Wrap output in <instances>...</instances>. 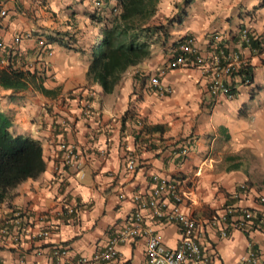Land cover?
I'll return each mask as SVG.
<instances>
[{
    "label": "crops",
    "instance_id": "obj_1",
    "mask_svg": "<svg viewBox=\"0 0 264 264\" xmlns=\"http://www.w3.org/2000/svg\"><path fill=\"white\" fill-rule=\"evenodd\" d=\"M3 1L8 14L0 18L4 42L0 70L10 65L35 72L37 84L54 93L46 95L28 81L24 90L14 93L0 85V107L13 101L25 105L11 130L40 139L46 161L39 177L22 182L16 196L0 205V227H8L0 231V264H69L106 249L113 232L129 226L140 210L134 195H151L154 174L178 184L184 194L182 207L197 222L207 264H239L251 252L264 264V132L255 130L259 120L264 121V107L262 116L255 108L264 106V0H219L205 12H187L186 18L202 21L190 33L203 54L214 47L212 35L221 32L228 55L239 54L250 66L249 76L242 78L241 69L230 74L237 96L214 97L200 66L172 69L168 62L167 68L158 66L159 72L152 74H160L174 88L163 101L156 91L144 87L146 61L131 67L112 93L88 83L86 73L100 27L85 13L91 0H73L79 2L71 9L78 11L76 18L62 27L68 31L73 26L75 38L62 45L67 35L57 36L55 54L42 59L36 40L51 33L48 26L55 15L50 9L70 5L72 0ZM243 29L248 30L249 41H242ZM17 35L22 39L16 41ZM11 94L14 100L8 101ZM38 101L49 103V109L36 110ZM243 105L250 107L251 114L256 111L255 127L242 120L237 126L247 124L249 129L232 132L235 112ZM221 117L224 125L218 121ZM209 119L218 121L219 132H193ZM60 142L75 146L74 164L64 162ZM130 159L135 160L134 170L128 168ZM163 198L171 201L169 188ZM245 210L255 214L250 231L233 227ZM140 211L144 228L162 234L167 246L178 245V222L149 209ZM61 247L69 251L68 256L56 254ZM119 247L120 257L91 259L87 264L146 263L145 237L136 236Z\"/></svg>",
    "mask_w": 264,
    "mask_h": 264
},
{
    "label": "trees",
    "instance_id": "obj_2",
    "mask_svg": "<svg viewBox=\"0 0 264 264\" xmlns=\"http://www.w3.org/2000/svg\"><path fill=\"white\" fill-rule=\"evenodd\" d=\"M110 1L95 0V10L89 14L92 22L100 23V27L99 39L92 47L86 78L90 85H100L105 93H112L131 67L150 59L156 42L168 44L171 40L170 26L176 21L182 23L181 16L184 13L187 15L182 9L177 20L169 18L166 23L155 22L162 0H114L107 5ZM193 1L186 0V4L191 5ZM107 8L109 14L105 15ZM65 34L69 35L68 43L61 42L62 45L72 43L75 38L69 32ZM185 36L171 42L174 50ZM40 39L41 37L36 40L37 45ZM45 39L47 47L55 49L54 41L57 38L47 34ZM252 43L258 45L256 40ZM250 70V66L245 64L239 75L249 76ZM27 81L38 85L35 72L10 65L0 70V85L5 89H12L13 93L24 90ZM37 87L46 95L54 93L53 89L44 85ZM12 97L13 94L8 101ZM129 112L130 108L127 114ZM15 118L14 108L0 107V205L10 202L16 196V189L22 182L39 177L46 169L42 141L29 134L13 132L11 129ZM156 126L162 129L160 125ZM1 228L8 230V227Z\"/></svg>",
    "mask_w": 264,
    "mask_h": 264
},
{
    "label": "built area",
    "instance_id": "obj_3",
    "mask_svg": "<svg viewBox=\"0 0 264 264\" xmlns=\"http://www.w3.org/2000/svg\"><path fill=\"white\" fill-rule=\"evenodd\" d=\"M5 2L0 0V18L8 14ZM28 37L31 34L27 35ZM16 41L22 39L17 35ZM225 34L216 32L212 35L211 44L214 46L210 53L203 54L198 40L193 34H186L185 38L174 50V54L169 61V67L177 69L181 67L200 66L203 74L206 76L207 86L212 96L226 97L233 99L237 96L236 86L231 81L233 70H239L244 65V61L239 54L228 55L223 40ZM242 41H249L247 29L241 31ZM47 39L41 38L39 41L38 58L42 56H53L55 50L48 48ZM0 47H4V42L0 40ZM30 67L33 62L28 63ZM150 86L160 95L168 96L173 92V87L163 82L160 74H154L150 79ZM59 148L63 152V160L66 164H74L77 160L75 146L59 143ZM135 160L130 159L128 168L135 169ZM154 185L149 197L142 193L134 195L141 209H149L158 217H165L169 221H176L180 224L181 236L176 247H169L164 242L163 235L154 233L151 228H144V217L142 211H137L129 226L120 232H113L110 244L104 250H99L93 256L82 255L77 260H71L69 264H87L91 259L94 261H109L121 256L119 244L136 236L146 238L147 261L145 264H207L208 257L202 251L198 241L197 222L195 218L189 215L182 207L184 194L179 190L178 184L161 179L158 175L152 176ZM169 188L171 201L163 198L165 189ZM264 202V197L261 198ZM245 216L236 220L233 227L244 231H250L254 226L255 214L252 210H245ZM264 218V217H263ZM262 218V221L264 220ZM1 232L5 228L0 229ZM223 233H227L225 230ZM56 254L59 256H68L69 251L65 248H58ZM239 264H260L258 256L251 252L239 260Z\"/></svg>",
    "mask_w": 264,
    "mask_h": 264
},
{
    "label": "rangeland",
    "instance_id": "obj_4",
    "mask_svg": "<svg viewBox=\"0 0 264 264\" xmlns=\"http://www.w3.org/2000/svg\"><path fill=\"white\" fill-rule=\"evenodd\" d=\"M95 0H91L92 6L89 5V7H91L89 12H85L88 16L91 12H93L95 10V5L93 4ZM219 0H194L193 3L191 5H187L186 4V0H162L160 5H159V10H158V15L155 17V22H168L167 20L169 18L171 19H175L177 17H180V12H182V9L188 13H192L194 11V9L196 10V12H205L207 11V8L210 7L212 9V7L217 6V2ZM214 3V5H211L210 3ZM79 2H75L72 0L71 4L68 5V3L65 4V7H58L57 10H51L50 8V12H53L55 16L51 17V22L53 24L48 26L49 31L51 32L50 35L54 36L55 38H58L57 36L61 35V34H65L66 32H69L70 34H73L75 36V32L73 33V31H71V29H74V27L72 26L71 29H68V31H65L63 29L62 26H66L68 27L69 24H71L73 22V20L76 18V16H74L75 14L78 13V11H73L71 9L74 8L75 5H77ZM203 8V10H201ZM73 16V17H72ZM186 13H184V15H182V23H180V21H176L175 24H172L170 26L171 28V40L168 44L163 45L162 41H158L154 44L153 46V56L150 59L145 60L146 64H145V72H147V74L145 76H143V84L144 87L147 91L152 90L154 91V89L150 86V79L153 73H157L159 71L158 68H160V70L167 68L168 66V62L170 61V59L172 58L173 54H174V47L171 45V42L173 40H177L179 38H182L183 36H185L186 34L190 33L193 31V27L195 26H202V21L199 19V17L197 18H186ZM55 17V18H54ZM68 23V24H67ZM194 33V31H193ZM69 38V35L67 36ZM70 38H72V36H70ZM154 58V61L151 62L152 65L149 66V62L151 61V59ZM159 66V67H158ZM158 67V68H156ZM131 74V73H130ZM129 74V75H130ZM173 92H174V88H173ZM173 92L168 95H160V100L163 101L164 99H168ZM14 97L10 98L9 101H13ZM43 102V104H42ZM38 101L36 102V104L34 105V108L36 110H38V108H43L45 107V109H49L47 106L49 103H46L44 101ZM10 104V105H9ZM6 107L7 108H14L15 112H16V117L19 116V113H21V111L23 110V106L21 103H15L14 101L11 103L6 102ZM264 106L262 104L256 105L255 108H258V114L260 115V111H262V108ZM226 110V107H224L223 109H221V111ZM228 110V109H227ZM256 111H253L251 114L250 111V107L248 105H243L242 109H240V111H238V113L235 114L237 116L233 117V122L231 123V127L230 129L232 130V132H245L247 129H249V127L246 124V127L244 126H237L238 124H240V122L246 121L247 123H251L252 128L255 127V121L253 120V118L255 117V113ZM237 117H240L242 119H236ZM35 120H37L35 118ZM214 120V119H213ZM211 119L209 120H204L201 121L199 125H197V128L195 127V129L193 130V132H219V124L217 123L218 121L221 122L222 125H224L225 118L221 117L218 121H213ZM216 120V119H215ZM254 124V125H253ZM258 127L256 130V132H264V121L259 120ZM217 148V147H216Z\"/></svg>",
    "mask_w": 264,
    "mask_h": 264
}]
</instances>
